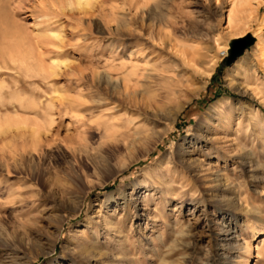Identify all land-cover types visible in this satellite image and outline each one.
Here are the masks:
<instances>
[{"label":"rangeland","instance_id":"1","mask_svg":"<svg viewBox=\"0 0 264 264\" xmlns=\"http://www.w3.org/2000/svg\"><path fill=\"white\" fill-rule=\"evenodd\" d=\"M133 64L151 78L79 127L78 94ZM198 134L226 155L209 160L216 183L140 186ZM262 238L264 0H0V264H264Z\"/></svg>","mask_w":264,"mask_h":264},{"label":"bare ground","instance_id":"2","mask_svg":"<svg viewBox=\"0 0 264 264\" xmlns=\"http://www.w3.org/2000/svg\"><path fill=\"white\" fill-rule=\"evenodd\" d=\"M238 1L245 2V1H251V0H238ZM169 37H171V36H169ZM159 39H160V36H159ZM166 39H168V38L166 37ZM165 40H164L163 44L165 47H167V44H165ZM168 41H169V39H168ZM172 42H174V41H172ZM172 45H174V44H172ZM172 45H170V46H172ZM174 47H172V48L175 50L176 48H174ZM138 51H141V49L138 45L132 46L131 50H130V57H133V55H135ZM181 54H183V53L181 52ZM223 54H226V50L223 52ZM259 57L261 58V55ZM146 64H151L150 66H154L150 59H148L146 61ZM126 66H127L126 63L123 64V68H125ZM139 66H140V64H139ZM139 69L140 68L137 67V65L133 64L132 69L130 71H127L121 78H117V77H113V76H108V77H100L99 76L100 78H99V81L97 80L98 81L97 85H98V87L103 85V87L105 88L104 91H100L99 93H89L88 95L86 94L87 97L85 96L84 99L82 98L83 94H78V96L75 99L79 101L81 106L76 107L75 119H76V122L79 124V127L85 126L86 122H87V117L89 115H94L96 110H99L100 112H102L105 115H109L111 117H114L116 115V112H118L120 110L119 106L114 105V106L110 107L109 105L113 104L114 100H118V101L122 102L123 98H125L128 95H131L132 90L134 91L133 93H135L137 86L142 81H144V80L148 81V79L151 78V73H150V71H148L149 67H146L145 68L146 72L144 71L142 73L138 72ZM154 70H155V68H154ZM93 81H95V79ZM90 87H91L90 89L93 88L92 86H90ZM219 104H220V107L218 110L219 120L221 123H224V122H226L225 118H228L227 111H229V113H230V111H232V108L231 107L227 108L226 106L223 105V102H221ZM175 111H176V109H175ZM226 126H227V124H226ZM152 134H153L152 129H149V128L138 129L136 131L134 139L131 142V145H133L135 143L137 144L139 142L140 143H142V142L147 143L150 140V137L152 136ZM155 136H158V134ZM216 138L215 139L214 138L209 139L205 135H201V134L193 135V136L189 135L188 137H185V141L189 140L190 145L192 144L193 147L185 149L184 147H182L183 145L179 146L177 148V150L172 155L167 157L168 159L166 161H161V163H159L158 167H153V165L148 167V169H146V171L144 173L146 176V179H144L142 181L140 186H142L148 190L155 188V187H159L161 189V191L164 192V195H165L164 197H166V196H168L169 193L174 192V190H176L178 188L176 186H180V185L183 186L185 184V182H187L188 180L191 179L192 176H195L196 175L195 172H197V171H199L200 174L198 172L196 176L204 184L211 186V184L216 183L218 180L219 174L216 173L215 171L213 172L212 167H211V161H209V160H211V158H213L214 154H216V153H218L222 157L226 156L223 152L222 153L218 152L223 148L222 146H221L222 148L219 147L217 149L214 147V145H215L214 143H216L215 141H217ZM162 139H163V137H161L159 139V141H161ZM231 142H232L231 145H235V143H236L233 141H231ZM237 145L238 144H236V146ZM214 149H216V151H213ZM236 149H239V148L236 147ZM197 150H199L202 153L201 157L197 153ZM149 151H150V149H148V152ZM121 166H123V164ZM128 166L129 165L124 166L123 169H125ZM137 188H139V187H136L134 189V192ZM133 195L134 194L132 193L130 197L127 195L123 196V200L121 203L116 202V204L114 206V208H115L114 210L116 211L117 208L120 209V207L123 208V207L130 205L134 199ZM96 212H98V217H100V218L103 217L102 219H104V221H106V222L108 221L107 217L100 214L99 210H97ZM106 227L112 228V224L109 222L106 224ZM261 243H264V238H262ZM78 249L80 250L79 253L84 252L85 255L88 254L90 258L94 256L90 246L89 247H82V245L80 244L78 246Z\"/></svg>","mask_w":264,"mask_h":264},{"label":"water","instance_id":"3","mask_svg":"<svg viewBox=\"0 0 264 264\" xmlns=\"http://www.w3.org/2000/svg\"><path fill=\"white\" fill-rule=\"evenodd\" d=\"M256 41L255 36L248 34L232 41L229 55L224 59V63H233L245 50Z\"/></svg>","mask_w":264,"mask_h":264}]
</instances>
